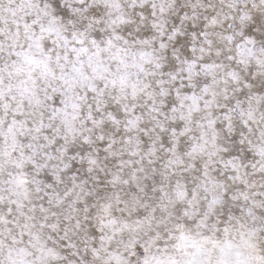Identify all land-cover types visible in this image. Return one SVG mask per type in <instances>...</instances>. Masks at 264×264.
Wrapping results in <instances>:
<instances>
[{
  "label": "snow or ice",
  "instance_id": "6c2138e0",
  "mask_svg": "<svg viewBox=\"0 0 264 264\" xmlns=\"http://www.w3.org/2000/svg\"><path fill=\"white\" fill-rule=\"evenodd\" d=\"M0 264H264V0H0Z\"/></svg>",
  "mask_w": 264,
  "mask_h": 264
}]
</instances>
